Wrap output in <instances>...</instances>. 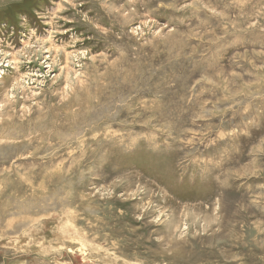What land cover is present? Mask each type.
I'll return each instance as SVG.
<instances>
[{
	"label": "rangeland",
	"instance_id": "1",
	"mask_svg": "<svg viewBox=\"0 0 264 264\" xmlns=\"http://www.w3.org/2000/svg\"><path fill=\"white\" fill-rule=\"evenodd\" d=\"M0 264H264V0H0Z\"/></svg>",
	"mask_w": 264,
	"mask_h": 264
}]
</instances>
